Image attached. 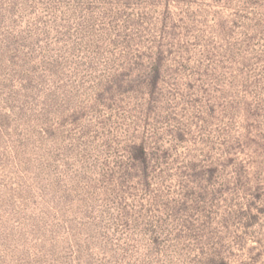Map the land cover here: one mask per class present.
Listing matches in <instances>:
<instances>
[{
    "label": "rangeland",
    "instance_id": "rangeland-1",
    "mask_svg": "<svg viewBox=\"0 0 264 264\" xmlns=\"http://www.w3.org/2000/svg\"><path fill=\"white\" fill-rule=\"evenodd\" d=\"M264 264V0H0V264Z\"/></svg>",
    "mask_w": 264,
    "mask_h": 264
},
{
    "label": "trees",
    "instance_id": "trees-1",
    "mask_svg": "<svg viewBox=\"0 0 264 264\" xmlns=\"http://www.w3.org/2000/svg\"><path fill=\"white\" fill-rule=\"evenodd\" d=\"M224 264H227L224 260H222Z\"/></svg>",
    "mask_w": 264,
    "mask_h": 264
}]
</instances>
